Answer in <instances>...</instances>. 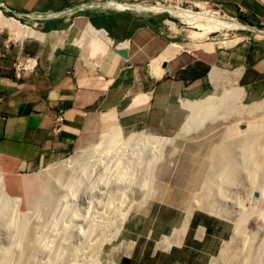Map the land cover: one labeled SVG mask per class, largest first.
<instances>
[{
  "label": "crops",
  "instance_id": "crops-1",
  "mask_svg": "<svg viewBox=\"0 0 264 264\" xmlns=\"http://www.w3.org/2000/svg\"><path fill=\"white\" fill-rule=\"evenodd\" d=\"M126 1L0 0L4 174L37 172L93 141L100 127L175 137L203 118L214 95L238 92L239 104L264 96V36L173 42L179 32L159 29L162 15L106 7ZM172 1L228 14L260 9L254 0ZM17 56L33 59L24 74L13 70ZM57 114L63 123L54 132ZM126 221L120 241L134 248L120 264H209L232 234L229 221L198 210L187 217L150 206Z\"/></svg>",
  "mask_w": 264,
  "mask_h": 264
},
{
  "label": "rangeland",
  "instance_id": "rangeland-1",
  "mask_svg": "<svg viewBox=\"0 0 264 264\" xmlns=\"http://www.w3.org/2000/svg\"><path fill=\"white\" fill-rule=\"evenodd\" d=\"M254 1L255 4L260 6L259 10L264 13L263 0ZM128 2L138 5L139 3H142V0H130L123 3ZM162 6H178L181 9L183 8L185 11L188 10V12L192 14H201L205 12L218 17L231 19L232 21L236 20L238 23L244 26L253 27L257 30H264V19H258L257 14H259V10L255 11L256 9L253 11L246 10L247 13L242 11L236 12L235 14H228L220 11L219 7L213 4L201 3L196 5H188L166 2ZM138 14L143 15L148 13ZM156 14H159V16L162 15L158 26L159 29H167L166 22L170 21L173 23L175 29L178 30V37L173 38V42L185 41L183 39L185 38L188 44L193 42L233 43L239 40L241 42L244 39L264 36L256 32L249 31L248 29H237L236 31H213L201 37H194L193 32H201L198 28L188 25L179 17H175L168 11H163ZM222 96L223 94L214 95V98L216 99L212 101L215 102L221 100ZM253 104H262V109L255 113L248 114V109L246 108H251L250 106H253ZM211 110L212 113L210 117L197 118L195 125H191L185 130L182 129L178 135H175V137H165V139L173 140L172 146H167L162 151L159 148H156V150L160 152V154H158L160 156L154 158L156 164L151 163L148 168V175L140 178L146 182L144 186L145 189L141 188V193L139 194H145V199L142 198L143 200L138 199L134 201V204L129 209L127 218L125 219L123 225L127 222L126 220L138 210H146L150 206H153L154 208H159L160 206L166 208L170 207L173 209H178L182 212H187L189 210L193 212L198 210L209 213L207 210L210 209L209 211H213L212 215L221 217L230 222L232 225V234L231 238L222 246L219 254L214 256V258L210 260L209 264L214 261V264H264V247H262L264 246V164H262L264 162V138L262 136L263 132L261 131L264 130V96L259 101L254 103L244 102L240 104L238 103L236 105L229 101L223 100L218 104H213ZM247 127L248 129L257 131V134L260 135V137L257 139L259 143H257V145L254 144L255 147H253L254 153L252 160L248 157V152L243 154L240 151L241 149L237 138L238 136L240 139H247L250 136L251 133L248 132ZM232 128H236L237 136L227 135L229 130ZM190 129L192 130L188 132ZM104 130L105 128L100 127V130L96 132L93 141L80 145L71 154L44 166L37 172L24 174L17 173L15 176H7L0 167V177L3 189L2 191L5 196L7 195L11 198V200L8 201V205L5 209V215L3 216L9 218L8 222H10V224L6 226L7 228L0 226V252L3 250V248L9 249V253H11V256L13 255L12 261H9V264H17L15 255L20 250H23L24 252L27 249L26 246L29 244V239L26 237H28L27 235L30 233L29 228L31 230L33 228L34 232L32 234L43 235V241L46 245L45 248H41L40 246L36 247L30 264H59L62 258L65 259V254L57 257L56 259L53 256L56 246H59L62 242L58 239V237L61 235H65V240L67 241L68 245L70 244L72 246H78V244L81 242L80 237L86 233V227L85 224L82 222L79 223V221L82 213L85 212V206L80 205L78 202L74 203L72 196L69 195L67 196L68 199H62L60 200L61 202L59 201L58 203L56 201V204L53 208L55 210H53L54 212L50 210L48 217L54 221L56 229L49 231L48 224L43 217V209H45V207L48 205V202L50 204V199L52 196L51 191H53L52 188L55 189L57 185L54 183H49V190L44 191L47 192L45 196L42 193V188L40 189L38 176H40L43 171L48 169L56 162L58 163L70 158L71 156L72 158H75L80 154L89 152L92 147L98 146L109 134L108 133L105 135L106 131ZM132 133L124 134L122 132L124 137H127ZM145 133L149 134L148 132ZM226 145H229V153L227 154H229L228 158L230 160L225 158L223 159V156L220 155V151H222ZM218 155H220L219 160H217ZM254 160L257 161L253 162ZM259 161L261 162L260 165L262 166L259 165ZM234 164H236V167H234ZM255 164L258 168H255ZM247 169L248 171L251 170V173L246 171ZM257 169L259 170L257 171ZM223 170L225 171L224 174H221L223 176H217V173L220 171L223 173ZM247 172L248 174H252V177L248 175ZM83 174V172H80L77 177H80ZM93 174L97 175L94 171ZM105 175H109V177H111L110 179L113 178V176H110L109 173H105L102 179ZM83 184L85 187H87L89 183ZM200 201L205 203L208 202L207 204H210L211 206L209 208H205L204 211L205 203L201 202L203 206L202 204L200 206V204H198ZM37 206L42 208V213L39 212L37 214L35 210ZM218 208L221 210L218 211ZM215 209L217 212H215ZM211 212L209 214H211ZM70 213H74L73 216ZM237 219L243 223L242 226L244 227L242 228V232H238V230H236L238 229L236 225ZM15 228H21L22 231L21 229L19 230L21 233L18 232L19 234L17 235L16 232L14 234L13 231ZM63 228L66 230V232H61V229ZM121 232L122 229L114 240H112L110 243H106L104 246L105 254H108L110 251L114 250V252H116L115 256L112 258L114 261L111 264H120L121 259L124 258L123 255L127 256L126 252L129 254L134 248L133 244H126L124 242L121 243ZM60 233L62 234L60 235ZM15 241H17V243ZM67 243L64 242L63 245L67 246ZM129 245H131V248H129ZM120 247H122V249L119 253L117 249ZM234 248H237V251L239 252V255H236L235 257L230 254L233 253ZM246 249L249 250V258H245L243 257L244 254H240L245 253L244 251ZM239 250L243 251L240 252ZM10 258L11 257L9 254V260H11ZM104 259L108 261L111 258L107 255L106 257L104 256ZM49 260L50 262H48ZM131 263L134 264V259Z\"/></svg>",
  "mask_w": 264,
  "mask_h": 264
},
{
  "label": "bare ground",
  "instance_id": "bare-ground-1",
  "mask_svg": "<svg viewBox=\"0 0 264 264\" xmlns=\"http://www.w3.org/2000/svg\"><path fill=\"white\" fill-rule=\"evenodd\" d=\"M106 7H113L115 9H129V10H133L136 13H152V14L161 13V11L165 8L169 10L170 13L174 15L175 17H179L181 20H183L188 25H191L194 28H198L201 31V32H193L194 37L195 36L201 37L213 31H219V30L236 31L241 26L239 25V23H236L235 21H232L231 19H226L224 17H218L216 15L208 14L205 12L201 14L200 13L192 14L188 12V10L185 11L183 8L181 9L178 6L163 7L161 5H145L141 3L137 5V4L128 2L124 4L113 3L112 6L107 4ZM166 25L168 26L167 28L170 29L172 32H178V30L175 29L173 23H171L170 21L166 22ZM221 43L223 44V42ZM240 98H241L240 94H238L237 92L234 94H227L224 97H222L221 100H218L215 102L210 101L209 103L202 106L204 111L201 109L197 110L199 112L197 116L200 115V113L203 111L205 112L203 113V117H210L212 113L211 107L213 104H218L220 103V101L226 100L236 105L239 102H241ZM262 106H263L262 104H258V105L253 104V106H250L251 108H246L248 109L247 113L248 114L255 113L261 110ZM205 108H208V111ZM261 131L263 132L262 136L264 138V130H261ZM248 132L251 134L247 139H240L237 136L236 128H232L231 130H229V133L227 135L237 136L238 142H239L238 144L241 149L240 151L243 154H246L248 152V157L252 160L253 153H254L253 147H255L254 144L257 145V143H259L257 139L258 137H260V135H258L257 131L255 130L248 129ZM172 145H173L172 139L171 140L165 139V137H158L153 134L149 135L143 131L139 133H132L128 135L127 137H124L122 134V131L117 128L115 130H112L104 138V141L101 142L98 146L92 147L90 151L88 150L89 152H85V153L82 152L83 154H80L77 157L74 156L75 158H72L71 156L68 159L60 161L58 163L56 162L55 164L50 166L48 169L43 171L42 174L40 173L41 175L38 176L39 177L38 180H39L40 189L42 188L43 190L42 192L43 195L47 193L44 191L49 190L48 188L49 183H52V184L54 183L55 185H57L56 187L54 186L55 189L52 188L53 191H51L52 196L50 199V204L48 202V205L45 207V209H43L44 211L43 217L45 218L46 223L48 224L49 231H53L54 229H56L54 221L51 220V218H48L49 211L55 210L53 208H54V205L56 204V201L58 203L60 200L62 199L64 200L69 195V196H72L74 203L78 202L80 205L85 206V212L83 213L81 212L82 215L81 217L79 216L80 217L79 223L82 222L83 224H85L86 233L82 237L79 236L81 239V242L78 244V246H72L70 244L68 245L67 241L65 240V235H61L62 233H60L61 236L59 237L57 236L58 239L62 242L60 243L59 246H56L53 256L55 259L64 254L66 256L65 259L64 258L61 259V262L59 264H111L113 263L114 260L112 258L115 256V253H116L114 252L115 250L110 251L108 254H105L104 246L106 243H110L112 240H114L117 237L118 233L123 227V223L125 219L127 218L129 209L134 204V201L138 199H142V198L145 199V194L139 195L141 193V188H144L146 184V182L140 178H143L144 176L148 175L147 174L149 171L148 168L151 163L156 164V162L154 161V158L157 156H160L158 155L160 154V152H158L156 148H159L162 151L165 147L172 146ZM228 148H229V145H226L224 146L223 150L220 151L221 153L220 155L223 156V159L224 158L227 160L229 159L228 158L229 154H227L229 153ZM220 155H218L217 160H219ZM256 161L254 160L253 162H256ZM260 163L261 162L259 161V165ZM262 164H264V162ZM234 167H236V164H234ZM256 167L257 165L255 166V168ZM258 170L259 169H257V171ZM93 171L96 172L97 175H94ZM246 171H248V169ZM250 171L248 172L251 173ZM80 172H83L84 174L81 175L80 177H77V175ZM221 172L222 171L218 172L217 176H223L221 174H224L225 171L223 170V173ZM105 173H109L110 176H113V178L110 179L111 177H109V175L108 176L105 175L104 178L102 179ZM248 175L252 177V174H248ZM83 183H86V184L89 183V184L87 187H85ZM2 190L3 189H2L1 177H0V226L4 228L10 224V222H8L9 218L3 217V216L5 215V209H6V206L8 205V201H10L11 198L8 197L7 195L5 196ZM201 202L202 201L198 202L200 206L202 203H205V202H202V203ZM207 203L204 204V211H205V208H209L211 206L210 204H207ZM41 209H42L41 207L40 208L38 206L36 207L35 210L37 214L39 212L42 213ZM216 209H215V212H217ZM209 210H207V212L210 213L211 211ZM220 210L221 209H219L218 211ZM190 213H191L190 210L186 212L187 217L190 215ZM212 213L213 211L211 212V214ZM70 214L73 216L74 213H70ZM245 222H244V225H245ZM242 224L243 223L237 219L236 225L238 229L236 230H238V232L243 231L242 228L244 226H242ZM20 229L21 228H17V229L15 228L13 233L15 234L17 232V235H18L19 234L18 232H20L19 231ZM29 230H30V233H28L29 235H27L28 237H26L29 239V242H28L29 244L26 246L27 249L24 252L23 250H20L19 252L16 251L17 254L15 255L16 256L15 259H16L17 264H30L36 247L38 246H40L41 248L46 247L43 241L44 236L32 234L34 232L33 228L32 230L29 228ZM63 230L64 228L61 229V232H66V230L64 231ZM15 242L17 243V241ZM64 242L67 243V246L63 245ZM129 248H131V246H129ZM237 250H238L237 248H234L233 253H230V254L234 257L236 255H239V252ZM243 250H239V251L242 252ZM247 250L248 249L244 251L245 253H240V254H244L243 257L245 258L250 257L249 250L248 251ZM117 251H120V248L117 249ZM0 253H1L0 254V264H9V261H12L13 255L11 256V253H9L8 248L7 249L3 248V250H1ZM9 254H10L11 260H9ZM107 255L111 258L108 261L104 259V256L106 257ZM50 260H53V259H50ZM50 260L48 262H50ZM214 262H212L211 264H214Z\"/></svg>",
  "mask_w": 264,
  "mask_h": 264
},
{
  "label": "built area",
  "instance_id": "built-area-1",
  "mask_svg": "<svg viewBox=\"0 0 264 264\" xmlns=\"http://www.w3.org/2000/svg\"><path fill=\"white\" fill-rule=\"evenodd\" d=\"M166 2L170 3L172 2V0H142L141 4L145 3L148 5H151V4L164 5ZM32 61L33 59L31 58L17 56L12 64L15 74L16 75L24 74L27 71H29L32 68ZM62 122H63V115L57 114L54 119V127H53L54 132H58L61 129Z\"/></svg>",
  "mask_w": 264,
  "mask_h": 264
},
{
  "label": "water",
  "instance_id": "water-1",
  "mask_svg": "<svg viewBox=\"0 0 264 264\" xmlns=\"http://www.w3.org/2000/svg\"><path fill=\"white\" fill-rule=\"evenodd\" d=\"M115 3V2H114ZM120 4H124V3H120ZM107 5V4H106ZM126 10H129V9H126ZM163 11H168V12H170L169 10H167V9H163L161 12H163ZM251 28V30H249V31H256V33H259V34H262V35H264V30L262 31V30H257V29H255V28H253V27H250ZM252 31V32H253Z\"/></svg>",
  "mask_w": 264,
  "mask_h": 264
},
{
  "label": "clouds",
  "instance_id": "clouds-1",
  "mask_svg": "<svg viewBox=\"0 0 264 264\" xmlns=\"http://www.w3.org/2000/svg\"><path fill=\"white\" fill-rule=\"evenodd\" d=\"M128 1H130V0H128ZM172 3H176V2H174V1H172ZM146 5V4H145ZM148 5V4H147ZM63 123V122H62ZM62 127V126H61Z\"/></svg>",
  "mask_w": 264,
  "mask_h": 264
}]
</instances>
